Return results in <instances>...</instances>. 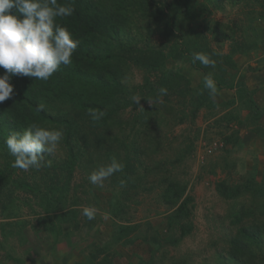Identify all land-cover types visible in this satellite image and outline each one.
I'll use <instances>...</instances> for the list:
<instances>
[{
  "label": "trees",
  "instance_id": "obj_1",
  "mask_svg": "<svg viewBox=\"0 0 264 264\" xmlns=\"http://www.w3.org/2000/svg\"><path fill=\"white\" fill-rule=\"evenodd\" d=\"M58 3L74 8L71 16L57 18V22L73 33L79 45L72 63L61 65L47 81L20 74L11 77L14 95L0 103V156H5V164H0V190L8 187L29 192L41 210L37 213V229L57 238L69 237L74 229H93L95 220L89 221L82 215L83 206L99 207L96 199L90 198L92 189L82 191V185L75 184L76 173L85 166L97 168L116 157L125 167L112 176L111 187L116 194L108 212L124 222L118 238L124 242L123 250H132L127 264H195L189 253L180 258L167 256L169 247H178L194 231V198L183 173L201 130L181 142L174 130L196 122L203 110L221 107L204 88L206 74L214 73L218 93L234 89L239 72L237 55L253 54L264 45L256 28V23L264 20V0ZM227 6L238 8L242 20L224 23L212 19L214 10ZM212 42L217 47H211ZM227 42L229 51L223 52ZM199 51L216 53L215 69L193 63V54ZM184 63L201 74L196 86L183 70ZM132 69L144 72L142 83H129ZM5 71L0 68V75ZM161 87L168 90L163 102L149 104L147 100H155ZM238 90L241 101L247 99L248 121L253 124L263 112L256 108L245 88ZM133 95L141 97L139 105L132 101ZM89 109H100L105 115L93 121ZM33 123L63 129L64 136L59 144L60 157L45 158V165L36 170L30 181L25 174L13 176L18 169L12 166L13 156L5 140L11 132H22ZM168 149L170 152H166ZM99 150L104 154L98 159L92 157V151ZM259 177L255 168L237 183L226 179L216 183V192L226 202L227 211L218 224L220 235L210 243L215 253L202 264H264V173ZM121 181L125 182L123 186ZM156 191L160 202L170 209L166 235L151 222H146L143 230L132 217H127L141 195ZM1 199L7 200L4 209L12 210L6 218L13 219V193ZM13 225L20 230L25 227L22 223ZM1 227L4 236L13 234L9 232L12 224ZM139 243L146 247L147 254L145 250L135 251ZM92 250L100 255L102 248L95 244ZM95 254L77 264H117L106 255L98 261L99 255Z\"/></svg>",
  "mask_w": 264,
  "mask_h": 264
},
{
  "label": "rangeland",
  "instance_id": "obj_2",
  "mask_svg": "<svg viewBox=\"0 0 264 264\" xmlns=\"http://www.w3.org/2000/svg\"><path fill=\"white\" fill-rule=\"evenodd\" d=\"M138 17L136 16L135 21L138 20ZM212 19L230 23L231 21L242 20V15L238 8L227 6L224 10H214ZM256 28L260 38L264 40V20L258 21ZM210 46L215 48L217 44L212 42ZM229 48L230 43L227 42L222 51L228 52ZM249 55L257 57L260 55V51L253 54L251 52ZM241 56H247V54H238L236 59ZM171 66L173 65L171 64ZM182 66H185L183 70L191 77L193 85L196 86L199 82L197 78L200 76L194 74L195 71L190 69L188 63H184ZM144 76L142 70L132 69L129 72L128 81L132 85H138L143 82ZM238 91H236L235 98L231 99H227L228 96L224 94L217 95L214 102L220 105V108L215 111L203 110L196 122L186 123L174 130L175 137H178L180 142L185 138L194 137L198 129L201 130V134L195 143L196 148L193 156L188 159L184 167L185 175L183 173V176H186L189 181V192L194 198L191 217L194 231L178 247H169L170 253L167 257L180 258L189 253L190 259L195 264H202L215 253L210 243L220 235L218 224L223 220L227 211L226 202L216 192V183L224 179L231 183H237L242 179V176L247 175L250 165L246 162L240 163L243 157H237V154L245 134L251 132L257 124L256 121L250 124L248 118L243 120V116L248 113L249 108L247 99L241 101L237 96ZM166 152H170V150L168 149ZM103 154L102 150L91 153L92 157L97 159ZM43 155L47 159L60 157V145L54 153L45 152ZM235 157L236 162H234ZM244 157L247 162L250 160L248 155H244ZM10 159L13 163L15 157ZM0 164H5V156H0ZM90 166H85L84 170H79L76 173L75 184L82 185V191L86 188L92 189L93 194L90 195V198L96 199L99 204L97 208L100 211L94 219L93 229H82L81 231L74 229L69 237L57 238L55 234L37 229V213L41 210L37 200L30 198L29 192L23 189L1 188L0 231L2 225L10 223L13 229L9 232H13V234L6 237L0 232V264H77L88 261L90 254L97 252L95 248L94 252L92 250L95 244L102 248L101 251H98L101 253L100 255L95 254L96 256L99 255L98 261L106 255L110 261L117 264L129 262L132 250H123L124 242L118 238V233L124 222L113 218L108 212L116 194L114 188L111 187L112 177L104 182L103 187L92 185L87 182V177L100 166L97 168ZM35 172V169L29 171L18 169L13 176L25 174V179L32 181ZM38 175L40 177V173ZM259 176L262 178L263 174ZM10 193H13L15 199L16 209L13 211V219L6 218V215H9L12 210L4 209L7 200L3 202L1 199ZM84 197L87 198L88 196ZM30 199H33L34 202H31ZM169 213L170 209L160 202L159 193L156 191L141 195L138 198V203L131 208L127 217H132L134 223L141 225L143 230L146 229V222H151L156 229L166 235V217ZM18 223H22L21 226L25 225V227L20 230V227L13 225ZM6 228L9 229L8 226ZM135 251H144L146 254L148 252L146 247L140 243L136 245ZM122 253L124 256L120 257Z\"/></svg>",
  "mask_w": 264,
  "mask_h": 264
},
{
  "label": "clouds",
  "instance_id": "obj_3",
  "mask_svg": "<svg viewBox=\"0 0 264 264\" xmlns=\"http://www.w3.org/2000/svg\"><path fill=\"white\" fill-rule=\"evenodd\" d=\"M73 12L70 4H60L58 0H0V68L6 70L0 75V103L14 95V86L10 82L12 76L20 74L47 81L61 65L72 63L79 40L66 26L58 23L57 18L71 16ZM215 54L196 52L193 63L199 62L204 67L215 69ZM203 85L209 97L215 100L218 88L214 73L209 72L203 77ZM167 94V88L161 87L157 98L147 102L151 105L162 103ZM131 99L136 105L141 101L138 95H133ZM88 114L93 121H99L105 115L100 109H89ZM63 136V129L42 127L35 123L22 132H11L5 144L8 152L15 157L12 166L23 171L39 170L45 165L43 154L54 153ZM124 167L122 162L112 157L109 163L93 170L88 180L92 185L103 187L106 180L123 172ZM124 183L121 181V186ZM99 211L94 205L83 206L82 215L91 221Z\"/></svg>",
  "mask_w": 264,
  "mask_h": 264
},
{
  "label": "crops",
  "instance_id": "obj_4",
  "mask_svg": "<svg viewBox=\"0 0 264 264\" xmlns=\"http://www.w3.org/2000/svg\"><path fill=\"white\" fill-rule=\"evenodd\" d=\"M259 51L260 55L257 57L247 55L241 56L236 60L239 72L236 73L237 77L234 80V89L223 90L218 95L224 94L228 96L227 99L235 98L236 91L245 88L256 108L263 112V116L256 121L257 124L251 132L245 134L246 136L242 139V146L237 154V157H243L240 163L246 162L250 165L248 172L256 168L258 169V174L262 175L264 173V45ZM194 74L200 76L197 78L200 81L201 74L196 71ZM245 118H248V113L243 116V120ZM244 155L249 156L250 160L248 162ZM235 159L236 157L234 158V162H236Z\"/></svg>",
  "mask_w": 264,
  "mask_h": 264
}]
</instances>
